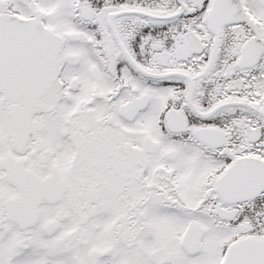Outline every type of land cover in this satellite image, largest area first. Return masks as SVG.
<instances>
[{"label":"snow or ice","instance_id":"6c2138e0","mask_svg":"<svg viewBox=\"0 0 264 264\" xmlns=\"http://www.w3.org/2000/svg\"><path fill=\"white\" fill-rule=\"evenodd\" d=\"M0 264H264V0H0Z\"/></svg>","mask_w":264,"mask_h":264}]
</instances>
